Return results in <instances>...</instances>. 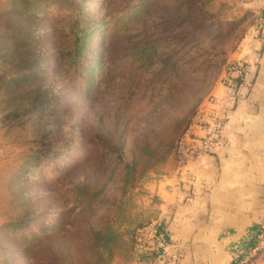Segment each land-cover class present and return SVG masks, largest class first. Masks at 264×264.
I'll return each mask as SVG.
<instances>
[{"label":"rangeland","instance_id":"374dc122","mask_svg":"<svg viewBox=\"0 0 264 264\" xmlns=\"http://www.w3.org/2000/svg\"><path fill=\"white\" fill-rule=\"evenodd\" d=\"M244 2L0 0V264H154L137 231Z\"/></svg>","mask_w":264,"mask_h":264},{"label":"crops","instance_id":"0c3cea01","mask_svg":"<svg viewBox=\"0 0 264 264\" xmlns=\"http://www.w3.org/2000/svg\"><path fill=\"white\" fill-rule=\"evenodd\" d=\"M244 3L250 33L231 59L247 64V80L233 87L220 77L200 104L205 118H227L231 143L185 164L171 155L154 185L158 216L177 239L166 264H234L264 226V0ZM261 251L248 264H264Z\"/></svg>","mask_w":264,"mask_h":264},{"label":"built area","instance_id":"2783aa9c","mask_svg":"<svg viewBox=\"0 0 264 264\" xmlns=\"http://www.w3.org/2000/svg\"><path fill=\"white\" fill-rule=\"evenodd\" d=\"M264 22V21H263ZM264 26V25H263ZM264 39V31H262ZM248 66L243 61H233L227 65L223 82L230 86H238L247 80ZM227 118L220 114L204 117L203 109L199 107L192 116L188 125L179 135L174 148V155L181 164H185L195 155L211 153L218 148L227 147L231 143ZM203 130L201 133L199 130ZM177 239L174 238L165 219L149 222L138 229L136 234L135 252H152L154 264H166L176 257L173 250L177 247ZM264 226L254 230L250 242L244 248L241 256L236 258L234 264H246L263 248ZM173 249V250H172Z\"/></svg>","mask_w":264,"mask_h":264},{"label":"trees","instance_id":"16d2710c","mask_svg":"<svg viewBox=\"0 0 264 264\" xmlns=\"http://www.w3.org/2000/svg\"><path fill=\"white\" fill-rule=\"evenodd\" d=\"M192 118V117H191ZM191 120V119H190ZM189 123V122H188ZM188 125V124H187ZM186 125L184 126V128L182 129V131L180 132V134L183 132V130L185 129ZM179 137V136H178ZM178 139V138H177ZM177 141V140H176ZM176 142L174 144V148H175ZM149 257V256H148ZM151 258V257H150Z\"/></svg>","mask_w":264,"mask_h":264}]
</instances>
